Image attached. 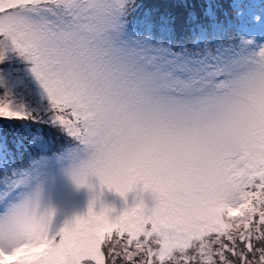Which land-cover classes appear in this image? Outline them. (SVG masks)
Instances as JSON below:
<instances>
[{
    "label": "snow or ice",
    "instance_id": "obj_1",
    "mask_svg": "<svg viewBox=\"0 0 264 264\" xmlns=\"http://www.w3.org/2000/svg\"><path fill=\"white\" fill-rule=\"evenodd\" d=\"M142 7L0 0V121L71 142L11 171L0 264H264V41L249 36L251 25L264 30V0H231V13L221 0H169L180 16L137 18ZM13 159L0 136V165ZM57 162L78 186L96 176L122 197L142 186L154 206L113 218L90 205L53 233L39 209Z\"/></svg>",
    "mask_w": 264,
    "mask_h": 264
},
{
    "label": "rangeland",
    "instance_id": "obj_2",
    "mask_svg": "<svg viewBox=\"0 0 264 264\" xmlns=\"http://www.w3.org/2000/svg\"><path fill=\"white\" fill-rule=\"evenodd\" d=\"M140 1L137 0V3L141 4ZM250 2L259 3L260 0H250ZM140 10L144 11V8L142 7ZM249 36H255L257 40L264 41V30L257 25H251ZM25 98L35 103L36 98L34 95H29L25 92ZM36 143H40V140L37 139ZM64 149L56 151L46 146V149H40L36 156L30 158L29 163L25 164L24 168H16L15 170L17 172L27 171L32 166L33 160L39 159L41 156L51 158L54 153L58 154ZM69 169L70 165L67 162H57L48 170L44 177L39 210L48 219L53 233L71 226L77 217L86 216L90 205L92 210L97 213L103 207L112 209L113 211L110 215L113 218L141 200L148 208L154 206L155 200L152 193L149 190H142V186H138L122 197L114 190H109L106 186L101 188L99 178L96 176L89 178L88 183L91 187L88 185L78 186L73 180ZM9 176L10 174H4L0 178V193H2ZM14 178L17 180L21 179L19 175Z\"/></svg>",
    "mask_w": 264,
    "mask_h": 264
},
{
    "label": "trees",
    "instance_id": "obj_3",
    "mask_svg": "<svg viewBox=\"0 0 264 264\" xmlns=\"http://www.w3.org/2000/svg\"><path fill=\"white\" fill-rule=\"evenodd\" d=\"M144 11L149 9L155 11H169L173 14L180 16L181 11L179 9L169 7V0H141ZM223 4V11L231 13L232 9L229 7L231 0H221ZM141 11L137 13V18L140 16ZM224 19L223 15L220 16ZM183 20H178L176 38L183 39L187 36V32L184 27H182ZM230 36H235L236 32L233 30L228 33ZM13 67L21 68L22 65H14ZM0 136L7 138L8 150L12 153L14 159L12 161L13 167L7 168L0 165V178L4 174H11L12 170L16 168H24V165L29 163L30 158L37 155L38 151L42 149L40 143H35V145H30V141L35 137H42L43 142L46 146L56 151L66 148L71 145L70 138L64 133L60 132L56 128L49 127L46 125H31V131L26 132L23 128L19 127L16 122L0 121Z\"/></svg>",
    "mask_w": 264,
    "mask_h": 264
}]
</instances>
